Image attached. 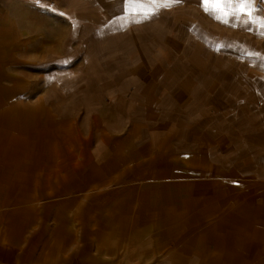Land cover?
I'll return each instance as SVG.
<instances>
[{
  "label": "crops",
  "instance_id": "crops-1",
  "mask_svg": "<svg viewBox=\"0 0 264 264\" xmlns=\"http://www.w3.org/2000/svg\"><path fill=\"white\" fill-rule=\"evenodd\" d=\"M55 10L67 21L57 45L73 51L57 56L63 57L56 59L63 65L49 76L51 103L66 125L87 137L103 182H121L124 192H153L149 205L164 206L166 223L176 221L174 190L194 186L211 188L215 207L221 205L222 190H237L250 208L249 222L259 217L264 222V71L250 70L246 60L238 64V59L229 70L222 69V58L216 55L229 43L224 32H239L243 26L214 19L201 0H182L142 23L131 22L139 17L128 14L121 0H55ZM244 28L250 33L255 25ZM159 192L164 194L157 201ZM203 197L201 202L209 203ZM19 203L25 201L8 205ZM133 206L135 200L121 197V219L116 218L121 238H142L138 226H126L138 222L126 214L125 208ZM26 217L9 214L0 220L9 224L3 234L24 240L18 230L28 228ZM179 237L174 228L166 231V238ZM30 240L24 243L37 239ZM155 245L149 254L154 251L156 261L145 263L137 243L130 247L135 256L117 260L119 249L107 264L198 262L183 243ZM165 253L171 257L160 261ZM76 255L72 250L50 254L13 247L0 240V264H95L82 263Z\"/></svg>",
  "mask_w": 264,
  "mask_h": 264
},
{
  "label": "rangeland",
  "instance_id": "rangeland-1",
  "mask_svg": "<svg viewBox=\"0 0 264 264\" xmlns=\"http://www.w3.org/2000/svg\"><path fill=\"white\" fill-rule=\"evenodd\" d=\"M254 8L257 12L264 10L262 0H254ZM65 23L55 10V0H0V220L9 214H25L28 228L18 230L23 231L24 241L37 239L42 243L59 232L69 250L77 253L78 261L85 263L88 254L107 264L114 255L106 254L99 240L107 231L113 210L121 219V197H125L136 203L125 209L138 222L126 226L135 224L141 231L142 238L130 240L132 245H145L141 258L149 256L156 241L168 247L180 242L194 250L197 264H264V222L261 217L249 222L250 208H246V198L237 190H222L218 207L212 205L211 188L174 190L176 221L166 223L164 206L149 205L153 192H124L121 182H103L101 170L90 158L87 137L66 125L61 111L51 103L49 76L63 65L57 60L73 51L69 46L61 51L57 45L59 30L66 27ZM244 29L224 32L225 42L229 43L216 51L222 58V69L229 70L232 60L238 59V64L246 60L250 70L264 71L262 30L256 25L251 34ZM246 34L252 39L246 40ZM60 53L62 58L57 57ZM203 195L209 203L201 202V198L205 200ZM13 201L25 203L8 205ZM188 201V207H182ZM73 207L77 208L75 217L81 227L74 236L65 230ZM256 209L255 205V213ZM187 218L190 221L184 220ZM7 225L0 222V236L9 232ZM170 228L180 237L166 238ZM13 233L16 236L17 231ZM151 233L157 237L151 238ZM133 256L131 250H120L115 258Z\"/></svg>",
  "mask_w": 264,
  "mask_h": 264
},
{
  "label": "snow or ice",
  "instance_id": "snow-or-ice-1",
  "mask_svg": "<svg viewBox=\"0 0 264 264\" xmlns=\"http://www.w3.org/2000/svg\"><path fill=\"white\" fill-rule=\"evenodd\" d=\"M121 2L128 14L139 17L131 22L142 23L158 15L161 9L171 8L182 0H121ZM201 5L207 13L221 23L230 24L233 27L256 25L262 30L261 35H264V10L257 12L254 8V0H201Z\"/></svg>",
  "mask_w": 264,
  "mask_h": 264
},
{
  "label": "bare ground",
  "instance_id": "bare-ground-1",
  "mask_svg": "<svg viewBox=\"0 0 264 264\" xmlns=\"http://www.w3.org/2000/svg\"><path fill=\"white\" fill-rule=\"evenodd\" d=\"M77 208L73 207L70 210V220L67 222L66 225V231L69 234H75L78 235L79 231L81 229L80 227V223H79V218L75 217L76 214V210ZM109 226L106 228L107 231L106 233L102 236L103 238H101L99 240L100 242V246L102 247L103 251L106 254H117V251L120 249L121 247L126 251L129 252L130 251V247H131V239L128 237V235H125L124 238H121V226L116 222V217H115V211L113 210L112 215H111V219L108 222ZM59 235V234H57ZM1 242L3 243V245H9V246H13V247H23L25 249H31V250H42V251H46L51 253H60L62 251L66 252V250L69 251L70 247H68V243L66 242V238L61 235L59 236H53L51 237L48 241H44L42 243H39L37 240H34L33 242H29V243H24V240L19 239V240H9V236L7 233L1 235ZM135 239V238H133ZM139 240V239H138ZM149 245L152 244V242L147 243ZM146 244V245H147ZM86 246V245H85ZM145 245H141L140 248L142 249V247H144ZM139 252V251H138ZM155 252H151L149 254V256L144 260L145 263H149L151 262L154 258H155ZM139 255V254H138ZM86 256V257H85ZM84 257L86 258L84 261L85 262H92L95 264H101L98 260H97V256L95 255H85ZM140 256V255H139ZM171 257V254H161L159 256V260H166L167 258ZM259 262H262L261 260H258ZM261 264V263H260Z\"/></svg>",
  "mask_w": 264,
  "mask_h": 264
}]
</instances>
